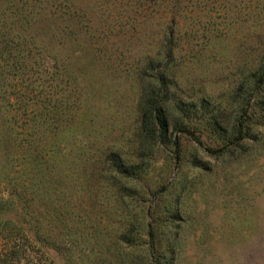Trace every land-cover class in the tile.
Here are the masks:
<instances>
[{
    "label": "rangeland",
    "instance_id": "1",
    "mask_svg": "<svg viewBox=\"0 0 264 264\" xmlns=\"http://www.w3.org/2000/svg\"><path fill=\"white\" fill-rule=\"evenodd\" d=\"M75 2L82 23L88 19L97 28L103 45L86 33L79 36L82 51L72 39L58 43L48 15L25 27L41 50L40 62L54 55L71 85L82 88L83 105L73 103L74 110L81 105V116L72 129L64 127L67 103L46 113L48 81L40 86L18 72L15 80L0 74V132L10 142L15 135L50 138L61 156L53 168L62 179L53 177L45 195L51 193L53 218L49 264H130L125 253L133 244L163 264H264V74L256 71L264 65V0H184L193 12L182 18L172 54L161 51L163 26L153 0L139 7ZM34 67L48 78L47 68ZM160 73L167 103L189 119L199 117L201 144L171 122L168 141L137 159L143 103L159 95ZM177 135L179 149L171 144ZM113 146L131 156L134 190L120 192L108 167L94 163ZM2 148L13 147L4 141ZM86 177L97 184L96 196L87 192ZM57 186L66 196L58 197ZM57 203L63 206L61 228Z\"/></svg>",
    "mask_w": 264,
    "mask_h": 264
},
{
    "label": "trees",
    "instance_id": "2",
    "mask_svg": "<svg viewBox=\"0 0 264 264\" xmlns=\"http://www.w3.org/2000/svg\"><path fill=\"white\" fill-rule=\"evenodd\" d=\"M183 1L153 0L159 6L157 15L159 24L163 26L160 33L161 51L164 50L167 54L173 53L174 47L171 43L183 30L182 18L186 20L187 13L193 12L182 6ZM106 2L111 5L117 2L126 3L127 6L141 5V0H94L97 5ZM41 14L50 17L49 30L53 35L51 38L57 39L58 43L72 39V42L82 51L83 49L79 47L81 33H86L90 41L100 40L102 45L105 43L97 28L88 19L86 24L82 23L84 15L78 9L75 0H0V74L7 72L11 80H15L18 72L24 81L27 79V84L37 81V85L40 86L48 81L50 87L49 91H44L46 97L42 101L43 107L46 113L50 114L53 110L57 111L61 108L62 104L67 103V119L65 120L67 123L64 127L72 129L81 116L82 88L71 85L69 72L65 71L62 64L57 63L54 55L47 54L43 62H40L41 50L35 45L25 27L36 22V18H39ZM98 22L105 24L102 18ZM30 41L34 43L31 46L28 45ZM93 49L95 52L98 51L97 48ZM99 53L104 56L103 53ZM105 58L108 65L111 56L107 55ZM165 64L164 62L159 65L165 66ZM34 65L37 68L39 65L47 68L48 78L43 77L40 70L35 71ZM256 68L257 72L264 74L263 64ZM25 74L26 77H24ZM34 74L36 76L33 78ZM65 74L67 79L64 83ZM162 75L160 73L156 76L157 84L161 86L159 95L152 97L148 103H143L138 128V145L134 151L137 159L144 152L152 156L159 141H168V129L171 122L179 125L182 133L190 135L191 139L201 144L196 133L197 130L202 132L196 125L199 117L189 119L184 109L173 103V105L167 103L166 89H163L165 79ZM59 92L61 95H58ZM12 93L16 95L15 92ZM75 94H77L76 98ZM15 97L16 101L13 105L19 103L18 95ZM78 99L81 105L76 106L74 110L73 103L78 105L76 103ZM24 104L28 105L27 102ZM15 136L13 142H10L3 136L2 131L0 132V264H49L46 245H48L49 225L53 218L48 202L51 193L48 198L45 195L49 194L48 186L53 177L56 176L57 181L62 179V173L57 170V175H54L53 168L54 163L61 161L59 160L61 156L55 153V143L51 147L50 138L47 141L42 135H38L35 138L30 136L23 140ZM180 136L177 135L171 143L177 149L181 144ZM4 141L13 148L8 150L2 148ZM131 160V156L127 155L126 151L113 146L100 151L94 158V163L100 161L108 167L112 177L120 183L118 189L121 192V190H134L136 186L134 179L136 180L138 176L132 169L134 164ZM58 187L54 189L58 197L65 195L66 190ZM96 187L97 184L86 177V189L90 195H97ZM62 207L61 203L53 207L56 211V226L60 228L63 223ZM134 220L139 221L138 217ZM32 234L36 236V240L32 238ZM125 254L130 264H163L155 256L137 251L134 244Z\"/></svg>",
    "mask_w": 264,
    "mask_h": 264
}]
</instances>
